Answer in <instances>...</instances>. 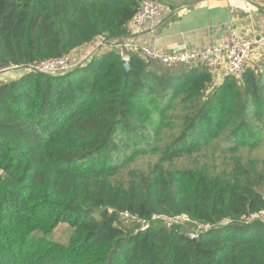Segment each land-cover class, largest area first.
I'll use <instances>...</instances> for the list:
<instances>
[{"label":"trees","instance_id":"1","mask_svg":"<svg viewBox=\"0 0 264 264\" xmlns=\"http://www.w3.org/2000/svg\"><path fill=\"white\" fill-rule=\"evenodd\" d=\"M143 1L0 0V70L77 62L130 36ZM123 61L107 49L0 82V264H264V220L245 223L264 211V157L233 155L222 171L207 157L264 144L262 75L216 85L203 67L131 53L126 74ZM121 213L229 224L191 239L163 219L125 228ZM61 224L65 244L52 238Z\"/></svg>","mask_w":264,"mask_h":264},{"label":"built area","instance_id":"2","mask_svg":"<svg viewBox=\"0 0 264 264\" xmlns=\"http://www.w3.org/2000/svg\"><path fill=\"white\" fill-rule=\"evenodd\" d=\"M246 7L248 9L249 5ZM163 12L164 9L159 3L150 0L143 1L138 14L130 24V31L132 33L138 32L145 22L153 21L162 16ZM104 44L105 41L98 43L93 47L94 50L92 49V52L90 51L91 54H89V52L88 56L81 62H73L66 58L57 61L41 62L28 68L8 67L0 70V73L9 72L17 76L23 71L50 73L54 75L64 74L78 64H83L84 61H88L99 47ZM113 49L118 50L124 60L127 61L129 55L127 52H130L136 53L144 61L156 63L164 67H203L212 72L216 85H222L227 79L240 78L245 73L247 67H249L250 60L254 56H261L264 54V35L245 38L242 37L237 30L232 29L223 37L218 45L209 46L200 50L178 52H164L157 46L139 47L132 38H126L120 43L114 44ZM119 218L122 223H130L136 226V229H141L142 231L149 229L151 223L160 219L164 220L165 226L168 229H171L174 224L189 225L193 228V231L189 233L191 239H198L202 234L229 224L228 221H225L218 226L199 225L186 216L175 218L153 216L151 220H142L128 213H121L119 214ZM255 220H264V211L258 215L251 216L245 223H250Z\"/></svg>","mask_w":264,"mask_h":264},{"label":"crops","instance_id":"3","mask_svg":"<svg viewBox=\"0 0 264 264\" xmlns=\"http://www.w3.org/2000/svg\"><path fill=\"white\" fill-rule=\"evenodd\" d=\"M232 29L245 38L264 35V0H199L175 10L165 9L162 16L145 22L138 32L105 40V50L126 38H132L139 47L157 46L164 52L200 50L218 45ZM88 53V48L77 52L82 57L77 62Z\"/></svg>","mask_w":264,"mask_h":264},{"label":"rangeland","instance_id":"4","mask_svg":"<svg viewBox=\"0 0 264 264\" xmlns=\"http://www.w3.org/2000/svg\"><path fill=\"white\" fill-rule=\"evenodd\" d=\"M194 1L195 0H174L175 3H173V2H169V3H173L174 6H177L176 8H179V7H181V5L183 6V5L194 4ZM159 4L161 5V7L163 9L167 8L169 6V4H163V3H159ZM168 9L171 10L170 8H167V10ZM104 50H105V44L100 46L95 54L101 53ZM89 52H90V50H89ZM91 52L89 54H91ZM248 69H255L256 73L257 72L260 73L262 75V77H263V82H264V54L261 55V56H254L250 60L249 67H247L246 71ZM242 76L240 78H238V79H241ZM16 78H18V76L16 74H14V73H9V72L0 73V82H9V81H11L13 79H16ZM175 113L176 114H180L181 113L179 108L178 109L173 108L170 111L169 115H174ZM164 131H165V133H169V134H172L174 136H178L181 133V131H182V126H180V123H178L175 129H171V127H168ZM138 133H140V132H138ZM148 139H150V137H148ZM213 153L215 154L214 156H213ZM233 155L244 156L245 158H248V157H250V158L264 157V144L260 148L254 150V151L249 149V148H247V147H241L240 151L235 152V153H233L231 151L226 152V151H221V150L216 151V153H215L213 150H210L208 152V156L207 157L210 159V162L213 165H216V167H218L220 169V171H222L223 169H225L228 166V162L231 161ZM147 161H148V158L143 156L142 158H140V160L138 162L140 164H145V163H147ZM182 163H186L187 165L190 164L189 161H181V162H179L178 165H182ZM122 226H124L125 228H133L132 227L133 225H131L130 223H123ZM72 231H73V229L70 227L69 224H61L55 230L54 234L52 235V238L55 241L59 242V243H64L65 244V243L68 242V240H69V238H70V236L72 234ZM191 231H193V228L192 227H187V232H191Z\"/></svg>","mask_w":264,"mask_h":264},{"label":"water","instance_id":"5","mask_svg":"<svg viewBox=\"0 0 264 264\" xmlns=\"http://www.w3.org/2000/svg\"><path fill=\"white\" fill-rule=\"evenodd\" d=\"M123 64H124L125 71H126V74H127L129 72V70H130L129 62L127 60H124Z\"/></svg>","mask_w":264,"mask_h":264}]
</instances>
